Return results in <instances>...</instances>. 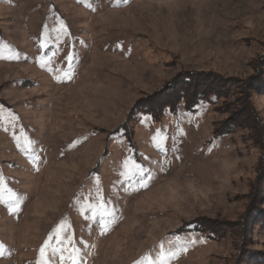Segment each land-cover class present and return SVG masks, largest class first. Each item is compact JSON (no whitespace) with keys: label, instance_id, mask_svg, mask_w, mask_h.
Masks as SVG:
<instances>
[{"label":"rangeland","instance_id":"rangeland-1","mask_svg":"<svg viewBox=\"0 0 264 264\" xmlns=\"http://www.w3.org/2000/svg\"><path fill=\"white\" fill-rule=\"evenodd\" d=\"M70 255L264 264V0H0V264Z\"/></svg>","mask_w":264,"mask_h":264},{"label":"snow or ice","instance_id":"snow-or-ice-1","mask_svg":"<svg viewBox=\"0 0 264 264\" xmlns=\"http://www.w3.org/2000/svg\"><path fill=\"white\" fill-rule=\"evenodd\" d=\"M140 175H141V181L144 179V176H143V170H141V173H140ZM141 181H138V182H141ZM92 208H93V216H95L96 215V211H95V206H91ZM105 211H106V209H105ZM101 216L103 217V213L101 214ZM101 224H102V226H103V218L101 219ZM48 242L46 241V244H47ZM57 243L58 244H60L61 246H62V248H61V250H63V245L64 244H71L72 243V241H71V238L70 237H65L64 239H57ZM42 251V254H43V249L41 250ZM64 259V257L63 256H61V260H63ZM70 259L72 260V264H76V260H75V258H73L71 255H70Z\"/></svg>","mask_w":264,"mask_h":264}]
</instances>
